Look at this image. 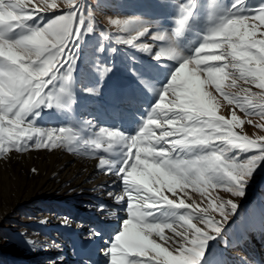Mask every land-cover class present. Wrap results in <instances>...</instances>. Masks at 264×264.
<instances>
[{"label": "snow or ice", "instance_id": "snow-or-ice-1", "mask_svg": "<svg viewBox=\"0 0 264 264\" xmlns=\"http://www.w3.org/2000/svg\"><path fill=\"white\" fill-rule=\"evenodd\" d=\"M243 3L233 0L218 12L199 45L188 54L180 47L156 51L137 42L150 35L143 21H112L129 33L127 38L117 36L116 44L152 53L155 61L142 63L135 56L126 57L127 79L119 102L138 103L149 90L156 102L146 110L135 134L100 128L95 139L84 140L110 154L111 158L101 157L97 167L106 168V174L123 186L121 193H108L117 211L89 234L90 241L103 239L109 221L116 220V234H109L104 249L105 264H226L211 251L210 242L224 237L238 206L231 198L212 197L211 192L222 190L231 197H243L257 169L264 166V135L253 138L234 131L244 123L235 111L230 119L217 115L216 94L246 116L258 117L262 122L254 126L264 129V103L251 99L264 101V0L252 11H241ZM66 6L62 10L49 0L34 6L29 0H0V158L32 148L67 146L71 150L73 142H79L80 133L73 127L43 131L35 127L34 118L44 107L72 110L74 76L82 51L86 65H94V57L114 56L117 49L105 46L108 34L102 30L99 37L103 39L93 41L97 29L86 11V0H66ZM211 7H219L216 0ZM181 8L186 18L193 17V5ZM54 9L59 14L53 18L30 23L41 10ZM179 23L185 25L187 19ZM152 39L164 41L165 37ZM115 66L112 61L100 73L99 82L83 91L99 95L104 77ZM90 72L86 67L82 78ZM155 74L163 76L159 88ZM238 79L260 91L243 88L241 98L223 90V81L230 80L229 86L234 87ZM208 88H214L215 94ZM189 189L199 192V203L189 196ZM108 207L98 205L102 213ZM165 230L173 235H166Z\"/></svg>", "mask_w": 264, "mask_h": 264}, {"label": "rangeland", "instance_id": "rangeland-1", "mask_svg": "<svg viewBox=\"0 0 264 264\" xmlns=\"http://www.w3.org/2000/svg\"><path fill=\"white\" fill-rule=\"evenodd\" d=\"M45 0H29L30 5L40 3L43 5ZM55 2L60 6V9L66 10V0H49ZM233 0H216L218 8L211 7L212 0H86V11L90 12L92 23L97 29L93 36V41H99L103 38L99 37V31H104L108 34V39L104 40L106 47H115L117 53L105 55L104 57H94L97 61L94 65H86L84 60V52L82 51L78 57L76 65V73L74 76V93L76 96V103L73 105L71 111L60 110L55 108L44 107L40 110L39 115L34 118V125L43 131L49 129L68 128L73 127L74 130L79 131L78 143L73 142L71 150L67 146L54 147L51 149L32 148L31 150L23 152H10L4 158H0V180L3 183L4 175L9 173L11 175V168L18 166V170L26 165L22 160V155L27 153L33 155V159L41 152L51 153L59 150L64 154L74 156L80 160H91L111 158L110 154L101 149H95L84 144L86 139H95L100 128L109 130H121L127 135H133L138 129V125L147 115V109H150L152 104L156 102L155 93L151 90L144 96L138 99V103H120V92L126 84V57L135 56L137 60L142 63L152 61V53L140 51L139 49H132L127 45H119L115 43L117 36L127 38L128 32L121 31L122 24H114L112 21H124L128 19H137L143 21L150 29V35L140 38L137 42L147 43L150 47H154L156 51L160 48L180 47L188 54L190 50L200 43V38L204 35L207 29L217 19V13L223 8L229 7ZM261 0H244L241 11H252L259 7ZM188 8L193 5V17L186 18L185 11L181 8ZM54 14H59L57 10L44 12L41 10V15L30 23L35 24L43 22L47 19L53 18ZM187 19L185 25L179 23L180 20ZM252 21H249L251 23ZM135 33H132L134 35ZM163 35L164 41H153L152 37ZM162 59H167L163 57ZM104 61V62H102ZM112 61L115 63L113 71L104 77L103 87L99 95H92L83 91L84 88L94 86L100 80V73L105 67H111ZM106 62V63H105ZM174 63V62H169ZM86 67H90L91 72L87 77L82 78ZM156 88H159L163 83V76L155 74ZM230 80L222 82L224 91L243 98L245 96L243 88H251L252 92H259L260 89L254 85L245 84L243 80H237L234 87L229 86ZM207 87V86H206ZM207 90L215 94L214 88ZM217 95L216 107L217 115H223L226 119L231 118L232 111H235L237 116L244 121L240 128L234 129L243 135L256 137L264 135V129L256 128L254 125L261 123L256 116H246L239 108L234 105H229L224 101L222 96ZM258 103H264L259 101ZM242 102H245L242 100ZM246 103V102H245ZM251 119L252 124L247 123ZM85 121L91 123L85 125ZM79 122V123H76ZM107 145H104L106 147ZM34 167V168H33ZM34 165L29 170L35 169ZM5 170V171H4ZM3 178V179H2ZM9 179V178H8ZM122 189V183H120ZM170 195V194H169ZM223 196L224 199H233L237 204L236 213L229 218L225 226L224 237L219 241L210 242L211 251H214L217 258L226 261V264H264V166L257 169L253 175L252 180L246 187L245 195L243 197H231L222 190L211 192V196ZM189 196L197 203L201 200L199 192H193L189 189ZM2 206L5 204L4 200L1 202ZM4 208V207H3ZM46 209V210H45ZM77 214L74 236H81L84 233L92 232L97 226V221L88 223V228L83 227L84 218L87 217L84 209H72L69 212ZM48 214V210L43 201L27 199L23 200L9 208L2 209L0 206V264H23L21 257L34 251L35 244L45 238L55 241L58 248L75 249L73 260H78L87 251L90 244L96 241L92 240L90 243L83 246L77 245L76 240H72L64 233L63 220L68 218L67 214H56L51 218V223L57 225L43 224L44 216ZM81 214V215H80ZM63 215V216H62ZM56 221V222H55ZM117 231V222H111L108 231H106L105 241L101 242L103 252L98 251V257L92 258L95 264H105L104 249L109 243V234L113 237ZM166 231V235L173 234ZM158 243H163L158 237L155 238ZM32 240L34 244H28L26 241ZM64 242V243H63ZM74 245V246H73ZM44 246L40 247V252L44 251ZM77 248V249H76ZM79 248V249H78ZM84 253V254H83ZM101 254V255H99ZM110 262V257L107 258ZM82 264L80 260L77 261ZM31 264V263H27ZM65 264H67L65 262Z\"/></svg>", "mask_w": 264, "mask_h": 264}, {"label": "bare ground", "instance_id": "bare-ground-1", "mask_svg": "<svg viewBox=\"0 0 264 264\" xmlns=\"http://www.w3.org/2000/svg\"><path fill=\"white\" fill-rule=\"evenodd\" d=\"M32 156L31 153L22 155L26 165L19 170L18 166L11 168V175L6 173L3 183L0 180V206L2 209H10L12 205L27 199L43 201L48 210V214L43 218L44 222H47L43 224L44 226L57 225L56 221L51 223V218H54L56 214L69 213L71 220L67 224L63 222L62 225L65 229L64 233L72 240H76L77 245L83 246L90 243L89 231L81 236L73 234L74 221L77 214L82 211L75 213L69 211L84 209L87 217L84 218L83 227L92 221L97 223L104 221L111 212L117 211V206L114 205L108 193L112 191L121 193L120 182L116 181L115 176L106 174L107 170L103 166L97 167L100 159L80 160L59 150L51 153L41 152L34 159ZM32 165L36 167L35 172L29 170ZM114 181L116 183H113ZM2 200L5 203L3 206ZM101 203L109 206L103 213L98 209ZM114 220L111 219L109 223L111 224ZM105 236L99 241L94 240L96 242L89 245L85 254L76 259L83 261L82 264H95L91 259L96 258V254L98 257V251L103 252L101 242L105 241ZM54 243L52 239L39 240L35 244L34 251L21 257L23 264H65V262L79 264L78 260L72 259L75 249L58 248L57 250L54 248L57 244ZM44 245V251L40 252V247Z\"/></svg>", "mask_w": 264, "mask_h": 264}]
</instances>
